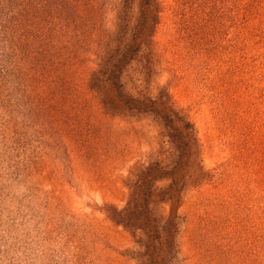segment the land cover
I'll return each mask as SVG.
<instances>
[{
  "label": "rangeland",
  "instance_id": "obj_1",
  "mask_svg": "<svg viewBox=\"0 0 264 264\" xmlns=\"http://www.w3.org/2000/svg\"><path fill=\"white\" fill-rule=\"evenodd\" d=\"M0 264H264V0H0Z\"/></svg>",
  "mask_w": 264,
  "mask_h": 264
}]
</instances>
